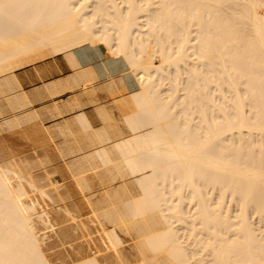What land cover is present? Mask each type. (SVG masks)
I'll list each match as a JSON object with an SVG mask.
<instances>
[{
    "label": "bare ground",
    "instance_id": "6f19581e",
    "mask_svg": "<svg viewBox=\"0 0 264 264\" xmlns=\"http://www.w3.org/2000/svg\"><path fill=\"white\" fill-rule=\"evenodd\" d=\"M86 44L139 89L113 100L131 133L85 119L115 139L76 161L133 183L83 214L43 151L0 159V264H264V0H0V75L60 53L76 67Z\"/></svg>",
    "mask_w": 264,
    "mask_h": 264
},
{
    "label": "crops",
    "instance_id": "0c3cea01",
    "mask_svg": "<svg viewBox=\"0 0 264 264\" xmlns=\"http://www.w3.org/2000/svg\"><path fill=\"white\" fill-rule=\"evenodd\" d=\"M74 53L79 64L77 66L80 67L72 66L67 61L68 58L64 56L65 54L60 53L0 75V88L2 89H0V159L31 155L35 154V151L39 155L45 153L50 162L45 167L50 168L54 165L50 170L52 172L54 169L56 170L53 172L54 175L51 173V179L66 183L72 196L77 195L78 186L74 176L79 171L81 172L85 166L81 163L85 153L95 151L115 139L112 138L106 140V143L104 141L103 144L100 142L98 144L90 127L84 126L85 119H88L90 126H93L94 129L105 128V135L126 136L127 128L119 121L121 114L115 101L118 97L121 99L122 96L125 97L139 89L137 78L128 68L124 59L113 56L104 49L91 44L76 47ZM81 67L87 73L93 72V75H90L92 80L89 83L86 78H83L82 81L80 75L84 71ZM74 79H77L78 83ZM94 87L93 93L91 88ZM2 91L5 93L3 94ZM22 106L23 108H21ZM100 111H104L105 115ZM78 116L79 119H77ZM80 116L81 118L85 117L83 118L84 122ZM102 118L107 120L104 121ZM113 119L115 120L113 121ZM8 120H11L10 124ZM60 128L62 129L61 133L59 132ZM108 128H110L109 131ZM86 134L93 138L90 136L89 139ZM91 140L99 146L92 148L94 143H89ZM81 147L85 148V151ZM88 147L90 149L87 150ZM70 149H73V153ZM38 150L40 153L37 152ZM79 157L82 158L79 160V163L83 164L82 166L76 161ZM78 164L81 166V168L77 167L80 168L79 170L76 168ZM71 167H75L74 170ZM75 169L78 171L75 172Z\"/></svg>",
    "mask_w": 264,
    "mask_h": 264
},
{
    "label": "rangeland",
    "instance_id": "374dc122",
    "mask_svg": "<svg viewBox=\"0 0 264 264\" xmlns=\"http://www.w3.org/2000/svg\"><path fill=\"white\" fill-rule=\"evenodd\" d=\"M121 110L119 109V112H120ZM121 119L119 120L121 123H123L124 125H125V127L127 128V130H126V134L128 135V134H130L131 133V130H130V128L128 127V125H127V123H126V117H123V116H125V114L121 111ZM123 114V115H122ZM97 162V161H96ZM96 162H92V163H90L91 165H89V164H85V166H83V168L82 169H85L86 168V172L87 171H90L89 173H86V175H87V177H88V179H89V181L91 182V185H92V189L93 190H86V191H84L83 189H82V187L77 183L79 180L75 177V181H76V184H77V186H78V191H77V195L76 196H72V199H74L77 203H78V205L80 206V207H82V213L83 214H87V213H90V211H91V208L88 206V204H87V199H88V197H92V196H94L95 198H97L98 196H100V194H102L103 192V190H104V188H106V187H108V186H112V185H117V184H119V183H121V182H123V181H126V182H129L130 184H132L133 182H132V180H133V178L131 177V176H126V178L124 177L123 179L122 178H119L116 182H115V180H111L112 178H110L111 176H110V174H109V172H108V174H107V172L106 171H108L107 170V168L106 169H103V167L104 166H101L100 168H102L103 170H101L100 168V170L99 171H96V173L94 172L96 169L95 168H93L92 169V167H96V165L97 164H99V161H98V163H96ZM93 163H95V165L93 164ZM88 165V166H87ZM94 165V166H93ZM92 166V167H91ZM98 168V167H97ZM92 170H93V172H92ZM105 170V171H104ZM101 171H103L104 172V174L102 173L101 174ZM99 172V173H98ZM85 173V172H84ZM99 174H100V176H99ZM98 175V176H97ZM107 176V178H108V175L110 176L108 179L107 178H103V176ZM76 176V175H75ZM102 178V179H104L103 180V182L101 181V180H99L100 178ZM132 178V179H131ZM122 179V180H121ZM78 180V181H77ZM120 180V181H119ZM109 181H111V182H109ZM106 184H105V183ZM109 182V183H108ZM102 183V184H101ZM112 183V184H111ZM66 184V183H65ZM105 184V185H104ZM107 184H109V185H107ZM67 186V185H66ZM67 188H68V186H67ZM69 189V188H68ZM102 190V191H101ZM69 191H70V189H69ZM96 192V191H101V192H96V194L94 195V193L93 192ZM132 191H133V193H135V194H137V193H140V189H138L137 187H136V185H133V187H132ZM71 192V191H70ZM91 194V196H89ZM71 195H72V193H71ZM87 195V196H86ZM84 196H86L87 197V199L84 197ZM93 197V198H94ZM108 227H110V224H108L107 225ZM119 232H120V234H121V236L124 238V239H130V236H129V234H127L125 231H122V230H119ZM126 234H125V233ZM127 235V236H126ZM129 236V237H128Z\"/></svg>",
    "mask_w": 264,
    "mask_h": 264
}]
</instances>
